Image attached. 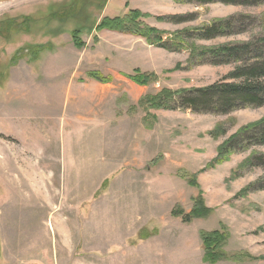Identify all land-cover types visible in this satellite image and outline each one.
I'll return each instance as SVG.
<instances>
[{"label": "rangeland", "instance_id": "obj_1", "mask_svg": "<svg viewBox=\"0 0 264 264\" xmlns=\"http://www.w3.org/2000/svg\"><path fill=\"white\" fill-rule=\"evenodd\" d=\"M128 9L168 48L97 29ZM263 38L264 1L0 0V264H264V187L243 191L264 186V145L214 162L264 103L184 100L239 82L246 58L213 53ZM165 88L180 93L150 107ZM201 196L210 212L186 221ZM215 231L211 261L203 235Z\"/></svg>", "mask_w": 264, "mask_h": 264}, {"label": "trees", "instance_id": "obj_2", "mask_svg": "<svg viewBox=\"0 0 264 264\" xmlns=\"http://www.w3.org/2000/svg\"><path fill=\"white\" fill-rule=\"evenodd\" d=\"M180 2H194L199 4L221 2L225 4H239L248 5L254 4L255 2H262L264 0H178ZM144 14L138 9H128L123 15L108 17L105 16L97 25V29H109L114 31H120L124 33H132L146 38L148 41L157 39L163 44L165 48H168L167 44L162 43V32L155 27L149 26L141 21ZM226 20L222 22V25H214L210 28L213 35L221 33L222 29H228L230 22L225 24ZM224 23V25H223ZM72 38L77 48L84 47V43L81 40L79 30L72 32ZM261 49L264 50V38L261 40H252L251 42L241 43L239 45H223L220 47V51L213 53L215 57L221 59L224 58H235L243 60L246 58L244 65L238 66L234 73V77L240 78L239 82H230L218 87H207L201 88L194 92L193 97L184 96L187 99L188 105L196 108L198 103L202 102L208 104L215 102L219 105L222 111L227 112L231 108L238 105L247 106H259L264 103V59L260 61L259 58L263 57ZM252 55V56H251ZM255 55H257L255 57ZM243 57V58H242ZM245 57V58H244ZM252 57L255 60H250ZM137 72V71H136ZM91 78L100 81L102 83L108 82L110 79L103 78L97 74L91 73ZM133 78L137 83H147L150 78L148 74H136ZM178 91H172L168 88L163 89L157 95H150L146 98V102L149 103L150 107L159 108L162 107L169 100L172 101ZM182 96V97H183ZM183 100V101H184ZM219 134L216 135V137ZM264 145V118L253 124L242 127L237 134L233 135L223 142L218 148V155L214 159L215 163H221L239 150H246L250 145ZM263 161V160H262ZM252 157L249 158L245 163H253ZM262 163V162H261ZM264 165V163H262ZM195 180V179H194ZM261 182L257 181L249 184L243 191L249 192L256 189H261L264 186L257 187ZM196 184L197 183H193ZM194 207L188 216L185 217L186 221H190L194 217H202L210 212V209L205 205L204 199L201 197L196 198ZM224 239L218 231L212 233H205L203 235V241L206 247L207 257L211 261H216L223 256V253L217 252V242Z\"/></svg>", "mask_w": 264, "mask_h": 264}, {"label": "crops", "instance_id": "obj_3", "mask_svg": "<svg viewBox=\"0 0 264 264\" xmlns=\"http://www.w3.org/2000/svg\"><path fill=\"white\" fill-rule=\"evenodd\" d=\"M108 3H109V2H108ZM109 6H110L109 4H106L104 8H105V9H109V8H110ZM134 6L136 7V5H134ZM136 8H138V7H136ZM139 8L141 9V7H139ZM116 16H117V15H116Z\"/></svg>", "mask_w": 264, "mask_h": 264}]
</instances>
